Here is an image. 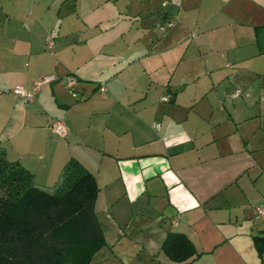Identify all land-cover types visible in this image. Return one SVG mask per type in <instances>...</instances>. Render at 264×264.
<instances>
[{
  "label": "crops",
  "instance_id": "1",
  "mask_svg": "<svg viewBox=\"0 0 264 264\" xmlns=\"http://www.w3.org/2000/svg\"><path fill=\"white\" fill-rule=\"evenodd\" d=\"M0 149L43 189L94 176L91 264H264V0H0Z\"/></svg>",
  "mask_w": 264,
  "mask_h": 264
},
{
  "label": "trees",
  "instance_id": "2",
  "mask_svg": "<svg viewBox=\"0 0 264 264\" xmlns=\"http://www.w3.org/2000/svg\"><path fill=\"white\" fill-rule=\"evenodd\" d=\"M98 195L96 179L75 160L47 190L0 149V264H91L106 246L95 211ZM254 242L262 256L264 237ZM162 250L176 263L200 255L180 233H169Z\"/></svg>",
  "mask_w": 264,
  "mask_h": 264
},
{
  "label": "built area",
  "instance_id": "3",
  "mask_svg": "<svg viewBox=\"0 0 264 264\" xmlns=\"http://www.w3.org/2000/svg\"><path fill=\"white\" fill-rule=\"evenodd\" d=\"M167 5H168L167 3L163 4L164 7H166ZM175 24H176V19L168 18L159 26V31L161 33H166L169 30H171L175 26ZM52 45L53 44L51 43V46ZM53 80H54L53 77H48V78L42 79L41 81L36 83L34 85L33 89H27V88H24V87H17L12 92L17 97L25 99L28 102H31V101L35 100L36 92L40 89V87L43 84L51 82ZM75 84H76V81L72 80L70 82V84H69L70 88L72 86H74ZM240 96H241V91L240 90H237L233 94V98L234 99L239 98ZM171 99H172L171 95H166L164 97L163 101L166 102V103H169L171 101ZM51 129H52V131L54 133L58 134L60 137H62V138H66L67 137V131H66V128H65L63 122H61V121L55 122L52 125ZM256 220L257 221H264V207H261V208L258 209Z\"/></svg>",
  "mask_w": 264,
  "mask_h": 264
}]
</instances>
